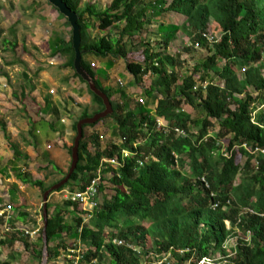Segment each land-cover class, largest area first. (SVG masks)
I'll use <instances>...</instances> for the list:
<instances>
[{
	"label": "trees",
	"instance_id": "obj_1",
	"mask_svg": "<svg viewBox=\"0 0 264 264\" xmlns=\"http://www.w3.org/2000/svg\"><path fill=\"white\" fill-rule=\"evenodd\" d=\"M61 1L78 17L81 67L107 95L113 112L83 126L78 166L57 192L84 191L99 178V199L107 187L111 193L91 212L84 211L80 203L66 202L65 207L76 213L71 225L67 210L49 213V262L58 248L66 255L70 249L83 248L79 264H96L95 260L97 264H153L152 256L168 253L174 264H198L210 256H219L228 264H264V0H113L103 11L90 4L82 6V0ZM49 3L72 29L68 17ZM171 13L182 15L185 22L170 24ZM154 17L165 22L163 34L161 28L155 34L149 31ZM93 21L108 33L92 38ZM181 32L209 52L182 80L183 63L168 52ZM142 44V60H137L132 50ZM50 56L63 58L62 67L73 71L92 98L93 110L83 108L73 123L77 134L78 123L104 113L106 105L76 71L73 29L70 40L57 39ZM120 61L154 110H134L123 102L115 109V81L108 87L94 64L103 62L113 68ZM239 69L244 70V79ZM126 96L123 93L121 98ZM186 106L204 117L193 118ZM45 109L53 121L33 123L30 133L38 160L52 166L62 181L72 163L73 146L64 147L65 157L71 159L67 170L53 153L45 158L46 149L63 148L52 140L61 131L62 109L50 97ZM108 119L115 122L116 141L104 146L98 127ZM12 146L15 156H22L18 146ZM257 148L260 151L255 152ZM114 159L117 166L108 162ZM16 178L45 193L52 187L26 172L17 173ZM28 218L21 209L11 216L10 231L0 244L14 246L24 234L15 225ZM43 227L42 221L41 246ZM67 237L74 241H66ZM116 239L132 243L141 254L115 244ZM24 245L29 248L27 240ZM37 250L41 260L43 247ZM78 255L74 254L70 264Z\"/></svg>",
	"mask_w": 264,
	"mask_h": 264
},
{
	"label": "rangeland",
	"instance_id": "obj_2",
	"mask_svg": "<svg viewBox=\"0 0 264 264\" xmlns=\"http://www.w3.org/2000/svg\"><path fill=\"white\" fill-rule=\"evenodd\" d=\"M112 1L82 0V6L90 4L94 5L97 11H103L111 5ZM168 18L170 24L181 26L185 22V17L179 14L171 13ZM65 22L66 19L60 16V13L52 7L49 0H0V77H5L8 83V91H6L3 101L5 106H0V141L6 142L11 150H14L12 145L18 146L22 154L20 157L14 155L6 159L4 157L5 154H2L0 150V176L2 178L0 179V203L3 204L0 210H3L2 212H5L9 218L11 216L14 217L16 213L18 214L20 209L22 212L29 214L26 222L19 221L15 225L24 232L21 239L12 247L0 244V264L5 262L10 264H38L40 259L39 255L35 253V248L39 251L43 247L39 241V236L43 221L45 192L37 187L24 186L15 180L16 174L19 172L32 174L35 179L43 180L47 186H54L57 181H61L63 178L61 174L55 172L52 166L42 164L38 160L34 148V139L30 133L33 129L34 120L35 123H39L41 120L47 122L46 119H51L49 112L45 110L46 96L50 97L53 102H59L55 103L60 104L63 118L65 116L68 117L72 112V121L78 119L86 106V104L81 103L82 101L79 99L81 96L78 98L76 94L74 98L69 97L68 92L73 91L74 89L72 88L76 86V90L80 89L88 94L87 88L81 85L79 80L73 76L74 73L71 69H65L61 66L65 62L63 58L51 60L50 52H52L54 45L50 43V40H54L55 35L59 34L58 32L61 30L67 33L65 35L67 40L71 39L72 29ZM164 23L162 18L154 17L149 31L155 34L161 28V33L163 34L164 27L162 25ZM92 24L89 31L92 38L103 37L108 33L101 32L95 21ZM111 34L117 35V30L113 29ZM152 38L154 37L152 36ZM143 49L144 44L137 49H133L132 51L135 55L133 54L132 57L142 60L141 53ZM168 52L172 56H178L183 63L182 68H180L181 80L192 74L195 65L209 55L207 50L195 46L193 41L182 32L178 34L176 41L172 43ZM114 72L117 76L116 78L120 80L114 85L117 93V96H113L115 109H118L121 102H123L124 106L134 110L140 107L154 110L153 105L146 104L147 97L143 92V88L136 85L134 80L130 87H135L136 91L126 96L127 98H121V95L130 89L125 83L126 71L123 61L114 65ZM45 76H49V78L54 80L50 86L43 80ZM239 77L241 79L245 78L244 70L239 69ZM57 80H59L60 86L54 87V83ZM71 80H73L74 84L70 83ZM220 83L223 85V82ZM251 91L255 97L258 96L254 89H251ZM141 99L144 100V103L140 102ZM64 100L70 101L67 103ZM88 106L93 110L92 101ZM185 109L193 118L204 117L201 111L195 110L190 106H186ZM214 122L217 125L216 128H218V123ZM114 124L115 122L112 119H108L98 127V132L103 135L101 141L104 146L116 141L113 131ZM2 125L6 126V132H4ZM76 137L77 134L72 132L69 146L74 145ZM52 140L61 144L64 143L63 136L52 137ZM64 151L62 148L53 147L52 151L46 149L44 156L48 158L53 153L54 158L61 162L67 170L71 159L63 157L65 156ZM15 181L19 182V185L24 186L23 192L19 191ZM2 187L5 189H2ZM110 193L111 188L107 187L106 192L99 199L100 203L105 198L110 197ZM5 194L7 195L4 196ZM68 194L69 189L53 192L49 198L51 206L49 213L55 212L58 208L67 210L66 220L71 225L74 224L73 219L76 213H74V209L65 207L66 202L69 201ZM14 209L16 213L13 212ZM79 212L81 211L79 210ZM145 225L147 226L148 224L145 223ZM7 227L9 225L5 217H0V240L9 232L6 230ZM27 232L30 234L37 232V234L30 235ZM24 240L29 242V248L25 247ZM66 241L72 242L74 240L71 237H67ZM235 242V239L231 240L229 246L233 247ZM54 246V243L51 244L52 249H55ZM54 253L53 259L48 264H70L72 259L67 257L65 250L58 248ZM82 253L83 248L80 254Z\"/></svg>",
	"mask_w": 264,
	"mask_h": 264
},
{
	"label": "water",
	"instance_id": "obj_3",
	"mask_svg": "<svg viewBox=\"0 0 264 264\" xmlns=\"http://www.w3.org/2000/svg\"><path fill=\"white\" fill-rule=\"evenodd\" d=\"M49 1L55 7H57L62 14H64L65 16L68 17V19L72 25V29H73V43H74V47L76 50V61H75L76 71L78 72L79 75H81L83 77V79H85L89 83L91 90L104 100V103L106 105V111L104 113L96 115L92 119L82 120L78 123L77 137L75 139V143H74L73 149H72V163H71L69 172H68L67 176L62 181H60L58 184H55L54 186H52L44 194V199H43V223H44V227H43V231H42L43 252H42L41 264H48L49 257H50V254L48 251L49 243H48V233H47L48 218H49V211H48L49 198L53 192H56L57 190H59L60 188H62L63 186H65L69 182L71 176L73 175V173L75 172V170L78 166L79 146H80L81 139L83 137V126L85 124H93V123H95L98 120L108 116L109 114H111L113 112V105L110 102L107 95L98 90L94 80L81 67V51H80L81 36H80V28L78 25V17L76 16V14L72 13L61 0H49Z\"/></svg>",
	"mask_w": 264,
	"mask_h": 264
},
{
	"label": "built area",
	"instance_id": "obj_4",
	"mask_svg": "<svg viewBox=\"0 0 264 264\" xmlns=\"http://www.w3.org/2000/svg\"><path fill=\"white\" fill-rule=\"evenodd\" d=\"M6 91H8V83H7V79L5 77H0V106H3V101H4V95L6 93ZM141 103H144V100H140ZM158 125L159 127H163L164 124L162 121L158 120ZM176 132L179 135H185L184 131H181L179 129H176ZM244 147H247L246 144H244ZM260 151L258 148L255 150V152ZM264 152V151H262ZM124 156L127 157L129 154L128 152L124 151L123 152ZM111 165L113 166H117L118 162L116 159L114 160H109L108 161ZM98 181L99 178H94L90 184L86 187V189L84 191H80L77 193H70L68 194V200L74 202V203H80L83 205V210L86 212H91L93 211L99 204V188H98ZM6 215L5 212H0V217H5V219L7 220V222L9 221V216L7 217L4 216ZM87 217H90L87 216ZM88 219H86L87 221ZM228 226H229V222H227ZM7 231H10V228L7 227L6 229ZM40 232V231H38ZM28 234H30L29 232H27ZM37 232H34L33 234L30 235H36ZM1 241V240H0ZM115 244L119 245V246H127L128 248L134 250L136 253L141 254V250L139 248H137L136 246H134L132 243H128L125 240H119L116 239ZM179 253H183V251H178ZM79 253V255L76 257V260L74 261V264H79V259L81 258V251L80 250H74V249H70L69 250V254L67 257H69L70 259L74 258V254ZM152 258H154L153 260V264H163V263H168V264H174L175 260L172 257V253H168L167 255H163L162 257H159V255H154L152 256ZM156 258V259H155ZM221 257L219 256H210V257H206L203 260L199 261L198 264H228L227 261H223L221 262ZM94 263H98L96 260L94 261ZM187 264H190V262H187Z\"/></svg>",
	"mask_w": 264,
	"mask_h": 264
},
{
	"label": "crops",
	"instance_id": "obj_5",
	"mask_svg": "<svg viewBox=\"0 0 264 264\" xmlns=\"http://www.w3.org/2000/svg\"><path fill=\"white\" fill-rule=\"evenodd\" d=\"M65 24H66V22H65ZM59 34H56L55 35V38H54V40H50V43H53V45L57 42V39H64V40H66V41H68L67 40V38L65 37V35L67 34L66 32H62V30L60 31V32H58ZM51 53V52H50ZM51 55V54H50ZM56 58H58V57H55V58H52L51 57V60H55ZM62 64V63H61ZM62 66V65H61ZM94 66L96 67V69L99 71V72H101V78L103 79V80H106L107 81V84H108V87H111V83L113 82V81H115V84H116V82L118 83L120 80L119 79H117L116 77V74H115V72H114V67L113 68H108L107 67V64L106 63H103V62H96V64H94ZM46 83H47V85L48 86H50L51 85V83L52 82H54V80L52 79V78H49V76H45L44 77V79H43ZM134 80V78H133V76L130 74V73H128V72H126V81H125V83H126V85L130 88L127 92H126V94L127 95H130V94H132L133 92H135L136 91V89H135V87H130V85H131V83H132V81ZM70 83H72V84H74V82H73V80H71L70 81ZM114 84V85H115ZM46 85V86H47ZM58 86H60V84H59V80H57V82L55 81V83H54V87H58ZM76 86H74V88H72V89H74L73 91H70V92H68L69 93V97L71 96V97H75L74 95H76L77 94V96H78V98L80 99V101H82L81 103H84V104H86V106L85 107H89L88 105L91 103V101H92V98H91V96L89 95V94H87V93H85L83 90H80V89H77L76 90ZM115 90V89H114ZM116 91V90H115ZM114 91V92H115ZM6 94V93H5ZM115 95H113V96H117V93L115 92L114 93ZM5 96V95H4ZM5 98V97H4ZM48 97L46 96V98H45V108H46V99H47ZM52 101V100H51ZM64 101H67V103L70 101V100H64ZM80 101H79V104H80ZM56 103H59V102H57V101H55ZM55 102H53L52 101V103H55ZM61 102V101H60ZM55 103V104H56ZM66 103V104H67ZM77 103H78V101H77ZM4 104V103H3ZM72 104V103H71ZM56 105H58L59 107H61L60 106V104H56ZM3 106H5V104L3 105ZM45 110H47V109H45ZM66 115V114H65ZM49 116L51 117V119L49 118L48 120L46 119V121L48 122V123H51L52 121H53V116L51 115V114H49ZM69 116H70V118H69ZM69 116L68 117H61V123L62 124H60V129H61V131L60 132H58L57 133V135H56V137H61V136H63V140H64V143H59L63 148H62V150H65L64 149V147H71V146H69V139H70V137H71V135H72V132H74V130H73V123H74V121H72V119H71V117H72V112L69 114ZM34 123H35V120L33 121ZM62 125V126H61ZM5 129H6V126H5ZM6 131V130H5ZM13 147V146H12ZM13 149V148H12ZM0 150H1V153L2 154H5L4 155V157L6 158V159H8L10 156L11 157H13L14 155H15V153H14V150H11L10 149V147L8 146V144L5 142V143H3V142H1L0 141ZM66 152V150L63 152L64 153V155L66 154L65 153ZM8 157V158H7ZM63 157H65V156H63ZM0 179H2L1 178V176H0ZM15 180L16 181H18L17 179H16V177H15ZM15 181V183H16V185H17V187H18V189H19V191L20 192H23L24 191V186H28V185H19L18 183L19 182H16ZM0 182H1V180H0ZM1 189V188H0ZM2 189H5L4 187H2ZM7 194H5L4 196H6ZM3 204H1L0 203V207L2 206ZM3 210H0V212H2ZM19 222V221H18ZM21 222V221H20Z\"/></svg>",
	"mask_w": 264,
	"mask_h": 264
}]
</instances>
